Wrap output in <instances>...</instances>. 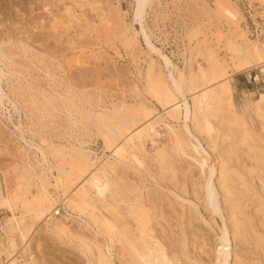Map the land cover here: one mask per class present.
Segmentation results:
<instances>
[{"label":"bare ground","instance_id":"obj_1","mask_svg":"<svg viewBox=\"0 0 264 264\" xmlns=\"http://www.w3.org/2000/svg\"><path fill=\"white\" fill-rule=\"evenodd\" d=\"M149 1L135 0L133 10L135 19L140 20V32L149 50L145 67L138 72L141 88L149 98L148 103L142 101L128 105L123 102L114 105L112 110L102 111L89 106V109L85 108L87 115L82 116L93 123L94 129L96 128L97 133L103 138L104 148L110 151V156L101 160L90 148L88 149L89 142L87 143L84 138H75L77 143L71 142L73 134L71 126L67 127V130L62 129L63 133L57 136L65 140L63 143L40 137L36 126L24 125L20 116L22 109L15 96L18 89L21 90L24 85L29 89H32V85L16 70L19 63L14 59L18 56L34 55L25 49L24 44L23 51L17 53L6 50L3 47L5 42L0 41V124L4 132L7 131L9 138L17 141L18 146L15 147L23 157L24 167L15 168L20 170V173L24 171L29 174L27 177L37 189L30 198L22 201V211L18 212L20 215L17 216L15 203L19 196L13 199L0 192V210H7L11 215L4 221V225L0 226V264H19L15 251L22 243L25 248L21 256L28 252L30 244L28 241L34 226L38 223H43L51 237L77 247L86 257V264H184L177 253L169 251L165 237L172 239L170 236H173V230L169 227L170 219L173 218L175 228L180 229L182 247L186 248V226H191L197 220L195 212L191 207L182 205L178 210L171 199L167 204L164 203L165 197H162L158 190L152 189L155 184L149 189L146 182L151 180L165 182L168 189H172L173 195L183 201L187 200L179 195L186 194V188L177 174V163L185 160L186 156L195 161H198V154V158L201 156L198 149L200 139L192 133L189 123L193 124L197 134L205 137L213 156L215 154L214 162L210 161L209 164L206 160V162L199 160L198 168L201 174L198 183H193L196 190L193 187L192 193L196 199H199L200 195L203 204L211 205L212 212H215L214 202L218 194L226 209L225 223L217 224L219 248H216L217 255L213 264H227L230 258L235 264H264V93L259 94L256 101L251 97L249 102L238 110L234 104L231 86L234 73L229 74L228 71L231 69L237 74L249 72L257 67L264 78V43L251 41L244 33L238 32L230 38L224 39L219 36V42L227 53L228 61H220L213 49L204 48L195 52L190 64L196 61L197 57H201L205 66L199 63L196 70L192 67L184 74L149 42L142 24ZM98 7L99 5L95 8ZM216 7L229 15L230 22L239 17L229 0H218ZM64 14L68 20L77 17L70 7L65 8ZM103 15L98 19L102 20ZM54 20L50 22L51 29L59 26V20ZM136 37L137 33L132 31L127 42L129 46L136 43ZM161 65L166 69L171 67V70L165 72ZM51 74L47 75L50 79L54 77ZM259 79L260 77H257V80ZM3 84L8 86L11 97L7 95ZM134 88L138 93V87ZM35 98L37 100V97ZM59 98L64 104L65 98L62 96ZM31 100L35 105L38 102L34 98ZM52 100V97H45V105L51 106ZM85 100H81L82 106L88 105V101ZM189 100L192 110H189ZM156 106L167 110L165 117H156ZM8 107L17 114L19 119L17 123H14ZM251 110L259 125L258 129L252 119ZM61 112L72 126H78L79 119L73 115L72 109L65 108ZM181 119H184L182 129H175L169 124ZM144 120H147L145 125L142 124V128L132 132V129ZM160 124L166 130L168 139L166 144L156 148L154 154L149 157L144 151V145L147 141H153L157 135L156 126ZM36 137L40 143L35 142ZM32 150L40 152L42 163L38 160L33 161V156H30L33 154ZM48 156H52L51 159L54 160L50 161ZM67 156L71 158V168L64 166ZM145 163L147 167L143 166L142 169L146 176L144 180L137 174L139 171L135 172L132 168L138 170ZM205 165L207 169H204ZM53 171L57 174L54 175ZM118 171L122 173L119 175ZM24 172L22 177L25 178ZM212 181L215 182L216 188L212 186ZM163 183L162 186L165 187ZM160 187L157 188L161 189ZM188 202L194 204L195 201ZM57 206H61L67 213L66 220L78 218L82 221L83 226H80L83 227L82 233L73 232L65 222L53 216ZM212 212L209 219H205L210 225V222L215 220ZM232 243L235 246L240 244L247 250L244 253L241 250L239 253L232 252L230 250ZM197 263L194 261V264Z\"/></svg>","mask_w":264,"mask_h":264},{"label":"rangeland","instance_id":"obj_2","mask_svg":"<svg viewBox=\"0 0 264 264\" xmlns=\"http://www.w3.org/2000/svg\"><path fill=\"white\" fill-rule=\"evenodd\" d=\"M217 1L150 0L146 5L142 24L145 27L150 44L167 56L173 66L184 74H187L192 67L193 70H196L199 63L205 66V62L201 57H197L196 61L190 64L191 58L195 57V52L204 48L213 49L220 61H228L227 53L222 43L219 42V36L224 39L230 38L238 32L244 33L251 41L264 43V0H229V3L235 8L239 16L233 22H230L229 15L225 11L217 9ZM88 2H96L98 4L91 5ZM98 5V9H96L95 7ZM134 6L135 0H0V41L5 42L3 47L11 52L20 53L23 51L22 44H24L25 49L34 55H32L34 59L30 56H18L16 57L17 59H14L15 62L19 63L16 70L23 74L30 85H32V89L24 85L21 90L18 89L15 96L22 109L20 116L24 125L36 126L35 128H38L40 137L47 138L53 142L63 143H65V140L59 139L57 136L63 133L62 129L67 130V127L71 126L73 139L71 138L70 140L72 143H77L75 138H84L87 143L89 142L87 144L89 145L88 149L90 148L100 160L110 156V151L104 148L103 138L100 133H97L96 128L94 129L93 123L86 118H82V116L87 115L85 108L89 109V106H92L97 111H102L112 110L114 105H120L123 102L128 105L142 101L148 103L149 98L141 88L138 72L144 69L149 50L144 36L140 32V20L134 17ZM66 7L72 8L77 17L70 20L66 19L64 14ZM102 15L104 16L103 19H98ZM107 15L110 17H107ZM53 18L62 23H59V26L55 29H51L52 24L50 25V22L55 21ZM236 22H238V25ZM132 31L137 33V41L129 46L127 42H129ZM152 56L156 58L154 53H152ZM35 59L40 62H36ZM41 60L44 62L42 63ZM162 67L165 72L171 70V67L168 69L164 66ZM228 71L229 74L234 73L231 86L234 104L238 110L243 108L251 97L256 101L257 96L264 93V78L260 75L259 68L254 67L249 72L237 74L231 69ZM48 73H52L51 75L54 77L50 79L47 77ZM257 77H260V79L257 80ZM135 86L138 87L139 92L141 91L140 93L135 92ZM3 88L7 95L10 96L8 86L3 84ZM44 96L53 98L51 106L45 105ZM60 96L65 98L64 104L59 98ZM35 97H37V100ZM32 98L36 102L38 101L36 105L31 100ZM82 99H86L85 101H88V105L82 106ZM23 101L27 105H23ZM189 103V110H192L190 100ZM62 104L63 106H61ZM65 108L72 109L73 115L79 119L78 126H72L68 122L61 112ZM155 108L156 117H165L167 110L160 106ZM9 109L14 123H17L19 120L17 114L13 113L11 108ZM35 109L36 111H34ZM250 113L253 116L252 110ZM252 119L258 129L259 125L254 116ZM146 121L144 120L137 124L132 129V132L142 128ZM183 121L184 119H181L178 122H169V124L173 125L175 129H182ZM188 125L192 133L200 139L198 149L201 156L198 158L199 154H196L198 161L186 156L185 160L177 163V174L181 178V182L185 184L187 197L186 194L177 193L187 200H184V202L181 198L176 197L175 194L173 195L172 189H168V185L165 182L151 180L147 181L146 185L151 189L155 184L156 188L152 189L158 190L161 193L160 195L165 197L164 203L167 204L171 199L178 210H180V205L191 207L197 217V220L191 226H186L187 229L185 228L186 248L182 247L180 229L175 228V220L173 218L170 219L171 227L169 229L173 230V236H170L171 240L169 237L167 239L165 237L167 245L169 244V251L173 250L177 253L184 264H194V261L198 262L197 264H213L217 255L215 253L216 248H219L218 235L216 233L219 232L217 224L225 223L226 209L218 194H216L214 202L215 212L210 210L211 205L202 203L200 195L199 199H196L193 194L195 188L193 183H198L199 174H201V171H199L200 161L206 160L207 164L210 161L214 162L215 154L213 156V151L208 147L205 137L194 131L193 124L189 123ZM1 127L2 125L0 126V192L13 199L19 196L18 201L15 203V214L17 216L20 215L18 212L22 211V201L25 198H30L32 194L36 193L37 189L27 177L29 174L24 171L20 173V170L15 168L17 166L24 167L22 165L24 164V161H22L23 157L17 147H15L18 146L17 141L14 138H9L7 131L4 132L5 130ZM156 131L157 135L153 139L154 142L147 141L146 145H144V151L149 157L154 154L156 148L166 144L168 139L162 124L156 126ZM35 142L40 143L37 137ZM32 151L33 154H30V156H33V161L38 160L42 163L40 152ZM47 158L50 161L54 160L51 159L52 156ZM35 165H37L36 162ZM71 165V158L67 156L64 160V166L71 168ZM143 166L147 167V164L141 165L138 170L133 168L132 170L135 172L139 171L137 174L145 180L146 176L144 170H142L144 169ZM204 169H207L206 165ZM27 171L29 170L27 169ZM22 172H24L25 178L22 177ZM118 173L120 175L122 171H118ZM53 174L57 173L53 171ZM213 182L211 184L216 188V184ZM162 183L166 186L163 187ZM21 196L23 197L21 198ZM188 201L195 202L193 204ZM210 211L214 213L213 216L215 218L214 221L210 222L211 225L205 221V219H209ZM10 216L9 211L0 210V226L4 225V221ZM53 216L65 222L73 232H83V227H80L83 226L82 221L78 218L66 220L67 213L61 206H57ZM28 242L30 243L29 250L23 254V257L21 252L25 246L23 247L21 242H19L21 244L15 251V257H17L19 264H32L34 262L35 264H86V257L77 247L51 237L43 223H38L34 226ZM230 250L238 253L241 250L244 253L247 249L240 244L235 246L232 243ZM227 264L235 263L230 258Z\"/></svg>","mask_w":264,"mask_h":264}]
</instances>
